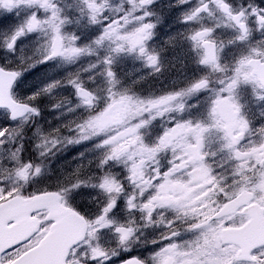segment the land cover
Listing matches in <instances>:
<instances>
[{
  "label": "rangeland",
  "instance_id": "1",
  "mask_svg": "<svg viewBox=\"0 0 264 264\" xmlns=\"http://www.w3.org/2000/svg\"><path fill=\"white\" fill-rule=\"evenodd\" d=\"M120 6L115 8L112 21H108V15H105L100 24L98 20L92 22L87 11V26L83 28L81 35L80 31L72 35L66 30L64 33L57 32V29L62 28L58 26L60 22L52 18V7L47 9V17H43L46 13L41 10L37 14L48 23L40 32L19 38L14 53L5 47L10 41L12 29L22 23L33 9H21L19 15L0 14L1 67L15 73L22 70L26 72L42 53H51L57 35H62L57 49L64 53L45 64L37 65L31 69V74L25 73L28 80L23 85V90L12 88L13 99L29 103L25 95L34 92L35 87L54 79H59L61 85L64 84L51 96L38 99V116L31 118L30 113L19 121H11L8 119V112L0 110V128L9 127L10 136L7 147H0V202L13 196L25 198L43 192H53L60 195L63 204L88 212L91 219L87 225V237L90 235L91 242L86 243V247L100 246L109 254L113 251L120 252L119 256L111 257L107 261L101 260L99 262L106 263L99 264H114L113 262L126 255L136 254L139 246H142L149 264L229 263L230 254L225 253L224 256L226 250L220 249L216 240L210 243L218 234L213 225H206L207 228L196 227L190 221L181 222L176 219L173 222L176 233L169 235L173 218L153 209L155 206L172 203L166 195L167 192L161 187L156 188L153 194L149 190L155 185L152 178L156 175V171L150 169L149 163L156 167L159 165L156 161L152 162L153 156L159 157L166 144L175 141L177 149L171 154L179 161L193 160L191 149L188 147L189 141L184 138L162 136L163 131L158 128L153 134L155 140L147 136L150 135L147 126L155 125L160 113L175 108L169 103L168 97L165 98L167 94L176 92L175 85L171 86L174 80L165 81L164 77L168 73L178 71L179 63L180 68L183 67L187 54L174 49L176 46L171 43V34L166 32L167 26L161 23L159 10L152 8L148 9L152 15L146 19L150 20L154 29L148 39L142 42L148 54L158 56L157 64L149 65L146 56L141 55L139 51L130 52L126 47L117 51L121 44L126 43L122 38L137 35V29L143 24L139 11L133 15L129 8L130 11L124 14ZM119 13L121 15L117 19ZM5 15L10 16V19L5 21ZM59 21L66 25L63 17H60ZM84 33L85 39L81 38ZM77 37L78 39H74ZM101 37V42L96 43ZM76 46L88 51L66 59L68 49ZM232 50L241 53L240 46ZM107 70L113 72V78L107 76ZM241 75L244 78L235 85L239 88L245 85V78L251 77L244 65ZM70 79H78V82L84 85L85 91L88 92L87 97L79 98L76 89L66 84ZM225 92L230 93L232 101L243 97L240 89L234 87ZM210 96L212 98L213 93ZM236 106L239 107L240 103L236 102ZM189 110H194L190 118H196L198 123V129L192 126L191 128L199 134L204 126L203 114L197 107H191ZM81 122L89 134L88 138L79 144H68L65 137L75 134L69 129ZM37 127L42 133H35ZM57 128L59 132L53 131ZM120 131L127 133L121 138H116ZM44 136L57 137L60 143L51 151L45 152L43 148L37 147ZM225 143L228 148L232 146L227 138L221 141L211 139L210 153L212 157V152L216 151L213 159L216 164L235 158L234 153L226 155L221 152ZM27 144H31V147ZM108 157L112 163L110 167L105 168L100 162ZM166 157L164 153L160 158ZM28 164L29 174L25 177L19 176L18 173ZM36 168H39L40 172L33 175ZM104 177L116 182L119 191L116 188L112 191L101 189L100 184L103 183ZM187 178L188 176H185L184 180ZM262 184L264 162L255 181V185ZM73 185L82 186L84 194L70 198L66 190ZM32 186L37 192L22 195ZM165 195L168 200H165ZM172 196L179 199L181 194ZM114 198L120 199V210L109 216L103 209ZM128 201H131L134 207L130 206ZM180 202L182 200L175 203ZM35 216L41 218V221L45 220V215ZM100 216L110 219L112 224L103 225V222L99 221ZM47 225L45 220L44 226L32 236V244L44 235ZM118 228L125 232L131 230L130 238L124 246L119 242L116 232ZM123 247L131 250L123 251ZM85 250L86 248L73 250L75 254L69 264H83ZM157 252H161L162 259L154 258ZM89 264H98V261L92 260Z\"/></svg>",
  "mask_w": 264,
  "mask_h": 264
},
{
  "label": "flooded vegetation",
  "instance_id": "2",
  "mask_svg": "<svg viewBox=\"0 0 264 264\" xmlns=\"http://www.w3.org/2000/svg\"><path fill=\"white\" fill-rule=\"evenodd\" d=\"M194 1L196 0H189L181 5L177 0H153V4L149 6L159 10L161 23L167 26L166 32L171 34V43L176 46L174 49L186 53L187 57L183 67L180 68L179 63L178 71L168 73L164 77L165 81L174 80L171 86L175 85L176 92L165 96L175 107L174 110L160 113L155 125L147 126L151 135L147 136L155 140L153 134L158 128L163 131L162 136L168 135L176 139L182 137L189 141L188 147L193 159L179 161L171 154L177 149L175 141L167 143L159 157L155 155L156 157L151 159L152 162L159 163L158 167L149 163L150 169L156 171L152 178L155 185L149 190L153 194L156 188L161 187L172 200L171 204L153 208L173 218L169 235L176 233L173 229L176 219L181 222L190 221L196 227L207 228L213 225L218 234L210 243L216 240L218 247L226 250L223 255L230 254V260L229 263L209 264H248L255 249L264 250L262 243L249 251V258L237 256L241 249L239 243L243 240V227L248 221L253 219L257 232L264 233V184L255 185L264 162V83L259 80L258 75V72H264V37L260 35L256 24L259 17L253 19L250 11L243 21L234 22V17L241 12L242 6L247 9L253 0H228L232 6L231 12H225L216 6L215 0H201V3L200 0ZM86 2L88 0H48L53 10L57 14L61 13L52 17L60 22V33L66 30L71 35L79 31V35L82 34L88 19L84 6ZM99 3L105 6L97 13L99 24L105 15H108V21H112L114 10L120 5L122 11L123 8H131L128 0H99ZM198 7L202 8V14L193 17L192 22H184L182 18ZM60 17L64 18L66 25L59 21ZM241 24L247 27L244 39L241 37L245 29ZM85 33L81 38L85 39ZM199 34L206 38L194 41L192 37ZM239 46L241 53L232 50ZM243 65L251 77L245 78V85L239 88L235 85L244 78L241 75ZM230 87L240 89L242 99L232 101L230 93L225 92ZM236 102L240 103L239 107ZM191 107H197L203 114L204 126L199 134L194 129H198L197 119L190 118V114L194 112L189 110ZM223 110L230 115L236 113L235 118L222 119L218 113ZM225 138L229 139L232 146L228 148L225 143L221 152L226 155L234 153L235 158L216 164L213 160L216 151L212 152V157L210 153L211 139L221 141ZM164 153L167 157L161 159ZM185 176H188L186 180ZM179 194V199L172 196ZM165 200H168L167 196ZM178 200L182 202L175 203ZM59 202L75 211L85 221L83 239L76 245L78 248L80 243L86 246V243L91 242L90 235L87 237V225L91 219L89 213L78 207L65 205L61 200ZM38 214L45 215L48 228L51 221L46 219L47 210L42 209L34 213ZM37 218L40 227L44 226L45 220ZM238 229L240 231H237ZM235 231L240 234L235 235ZM142 249V246H139L136 254L126 255L113 263L134 256L149 264L150 261Z\"/></svg>",
  "mask_w": 264,
  "mask_h": 264
},
{
  "label": "snow or ice",
  "instance_id": "3",
  "mask_svg": "<svg viewBox=\"0 0 264 264\" xmlns=\"http://www.w3.org/2000/svg\"><path fill=\"white\" fill-rule=\"evenodd\" d=\"M177 2L178 4L183 5L185 3H188L189 0H177ZM128 3L131 5L130 10L132 11L133 15L138 11L140 12L139 16L142 18L143 24L142 27L137 29V35L122 38L126 41V43L121 44V47L118 48L117 51H120L125 47L130 52L139 51L141 55L146 56V61L149 65H156L158 62V56L155 54H148L142 42L148 39L154 29V26L150 22V20L146 19L152 15V13L148 9L149 6L153 4V0H128ZM215 3L216 6L223 9L225 12L232 11V6L231 4H229L228 0H215ZM84 6L86 7L90 15V20L92 22H95L97 20V13H100L105 7L104 5H101L99 3V0H95V2H86ZM49 7H51V5L48 3V0H0V14L15 13L16 15H19V11L21 9H33L30 15H28L22 23L18 24L14 29H12L10 42L6 43L5 46L6 50L14 53L16 42L19 38L25 36L26 34L40 32L44 29V25L47 24L48 21L46 19H42V16L38 15L37 13L42 10L44 13H46V15L43 17H47V9ZM130 10L123 8V13L126 14ZM249 11L251 12V16L253 19L259 17V19L256 21V24L260 29V35L264 37V0H258V2L257 0H253V3L250 4L247 9H244L242 6L241 12L235 15L234 22L243 21L245 15H247ZM199 14H202V8L200 7L196 8L194 11H189V14L185 15L182 19L184 22H192L193 17ZM52 15H61V13L57 14L55 10H53ZM120 15L121 13L117 14V19ZM8 19H10V16L5 15V21H7ZM240 26L244 27L245 29L244 35H242L241 37L242 39H244L247 34V27L244 24H241ZM60 31V29H57V32ZM201 38L206 37L203 34L192 37L194 41ZM61 39L62 35L56 36L57 41H60ZM74 39H78V37ZM102 39L103 37L98 39L96 43H100ZM86 51H88V49L80 48L79 46L70 47L65 58L71 59L73 56H78ZM58 55H64V53L59 52L56 47H53L50 54L42 53L40 57L35 61V63L30 65L29 70H27L26 72L22 70L20 72L14 73L15 78L12 82V88H19L23 90V85L26 84L28 80V76H26L25 73L31 74V69L35 68L37 65L45 64L53 60ZM113 75L114 74L111 70H107V76L109 78H113ZM66 84L71 85L76 89V93L79 98L87 97L88 92L85 91L84 85L78 82V79H70ZM62 86H64V84L61 85L59 79H54L48 80L42 85L35 87L34 92L25 95V98L27 99V101H29V103L26 105V108L24 109L25 115L30 112L32 114L31 118L38 116V99L42 96H51L57 88H60ZM197 87L199 88L200 85H197ZM262 99H264V97H262ZM21 103H23V101H21ZM54 107H60V105H54ZM0 108L7 110L12 120L15 121L20 118V112L17 111V108L15 106H0ZM8 129L9 127L0 128V147H7V142L10 139ZM53 131H59V129H53ZM35 133H42V131L39 127H37L35 129ZM105 144H107V141H105ZM13 159H15V157H13ZM100 163L103 167L108 168L111 166L112 161L110 158L107 160H102ZM29 168L30 164L26 165L25 168L18 173V175L21 177H25L29 174ZM35 170L37 172L40 171L39 168H36ZM100 188L107 189L108 191H112L113 188H116V190L119 191V187L117 186L116 182H114L109 177H104L103 183L100 184ZM66 191L72 193L71 198H75L84 194L83 187L78 185H73ZM119 200L120 199L114 198L111 202H109L103 209L104 213L108 214L109 216L115 215L116 212L120 210L118 206ZM128 204L134 207L131 201H128ZM99 221L103 222V225L112 224V221L110 219H105L104 216H100ZM116 232L119 236L120 244L122 246L126 245L127 240L130 238L131 230L129 229L127 232H125L122 228H118L116 229ZM31 241L32 237L28 236L23 239H16L14 241L6 243L0 242V264H48V262L44 259V251L47 246L37 247L36 245H33ZM72 248L77 250H79V248H86V250L83 252V264H89V262L92 260L98 261L99 264V261L101 260L107 261L111 257H117L120 255V252L113 251L111 254H109L100 246L86 247L82 243L79 244V248L76 244H74ZM129 250L131 249L128 247H123V251ZM74 254L75 253L72 251V249H69L68 255L64 257V264H69V261ZM244 255L246 258L249 256L246 251L244 252ZM154 258L162 259L161 252L155 253ZM57 264H59V262H57ZM122 264H144V261L140 257H129L127 260L123 261ZM248 264H264V250L259 248L255 249L250 259L248 260Z\"/></svg>",
  "mask_w": 264,
  "mask_h": 264
},
{
  "label": "water",
  "instance_id": "4",
  "mask_svg": "<svg viewBox=\"0 0 264 264\" xmlns=\"http://www.w3.org/2000/svg\"><path fill=\"white\" fill-rule=\"evenodd\" d=\"M59 44L60 41L55 39L52 48H58ZM14 73V71L0 66V106H15L17 111L20 112V117H22L25 115L24 109L28 103H21V101H16L11 97L10 90L15 78ZM258 75L259 80L264 83V72L260 71ZM218 114L224 120L234 119L236 116V113L230 115L224 110ZM8 119L12 120L9 113ZM125 133L127 132L120 131L116 134V138L123 137ZM58 200L59 196L57 194L43 192L25 198L13 196L1 201L0 242L6 243L34 234L39 227V220L33 216V213L37 210L47 209L46 219L50 220L51 224L34 245L37 247L47 246L44 251V259L48 264H57V262L64 264V257L67 256L69 249L83 238L85 221L77 213L60 205ZM253 221V219L248 221L243 227V234H241L243 240L239 243L241 249L237 253L239 258H246L245 251L249 254V251L254 247L264 243V233L257 232ZM237 231L234 232L235 235L240 234ZM224 236L223 234L222 237ZM128 258L116 264H122Z\"/></svg>",
  "mask_w": 264,
  "mask_h": 264
},
{
  "label": "clouds",
  "instance_id": "5",
  "mask_svg": "<svg viewBox=\"0 0 264 264\" xmlns=\"http://www.w3.org/2000/svg\"><path fill=\"white\" fill-rule=\"evenodd\" d=\"M69 130L75 132V134L65 137L68 144H79L82 140L88 138L89 134L85 131V128H84L82 122L76 123L74 125V128H70ZM57 132H59V131H57ZM57 143H60V141L57 137L49 138L48 136H44L42 141L37 144V147L43 148L45 150V152H48V151H51L52 148L56 147ZM107 159H110V157L106 158L105 160H107ZM39 172H37L34 169L33 175H37ZM68 195L70 196V198L72 197V193L69 192ZM144 264H147V261H144Z\"/></svg>",
  "mask_w": 264,
  "mask_h": 264
},
{
  "label": "trees",
  "instance_id": "6",
  "mask_svg": "<svg viewBox=\"0 0 264 264\" xmlns=\"http://www.w3.org/2000/svg\"><path fill=\"white\" fill-rule=\"evenodd\" d=\"M1 110V109H0ZM5 111V110H4ZM28 139V138H27ZM27 145H30V147H31V144H27ZM29 150V149H28ZM21 157H24V156H21ZM47 189H49V188H47ZM34 192H37V191H35L34 190V186H32L31 188H29L28 189V192L26 193V194H22V195H31V194H33Z\"/></svg>",
  "mask_w": 264,
  "mask_h": 264
}]
</instances>
